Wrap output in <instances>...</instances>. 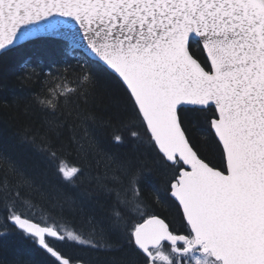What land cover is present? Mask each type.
Listing matches in <instances>:
<instances>
[{"label": "snow or ice", "instance_id": "6c2138e0", "mask_svg": "<svg viewBox=\"0 0 264 264\" xmlns=\"http://www.w3.org/2000/svg\"><path fill=\"white\" fill-rule=\"evenodd\" d=\"M41 31L91 53L121 95L100 116L87 63L47 74L34 103L51 119L24 136L44 170L0 153V240L19 234L45 264H91L69 249H109L110 233L112 264H264V0H0V53ZM93 191L111 201L106 222L84 211ZM164 200L171 220L154 212Z\"/></svg>", "mask_w": 264, "mask_h": 264}, {"label": "trees", "instance_id": "16d2710c", "mask_svg": "<svg viewBox=\"0 0 264 264\" xmlns=\"http://www.w3.org/2000/svg\"><path fill=\"white\" fill-rule=\"evenodd\" d=\"M193 51L196 46L193 45ZM87 63V66L96 73L98 83L96 87V104L93 106L98 115L104 116L113 108V102L121 95L112 77L100 70L102 66L98 62L89 59L79 49L72 47L64 41L53 38H41L31 41L0 57V153H5L15 159L18 164L29 172L39 174L45 168V162L41 154L27 141L25 134H31L37 130L47 128V121L51 119L34 103L35 98L46 86V78L49 72H63L75 74L78 66ZM26 68L43 69L44 76L28 79ZM75 70V71H74ZM194 141L203 143V136L197 131L192 133ZM104 136L101 131V137ZM31 138V136H29ZM111 151L123 158L130 154L128 147H115ZM69 159H75V153H68ZM144 169L145 195L155 201L156 193L153 188H160L162 192V176L155 166L150 155L141 157ZM104 172L103 163L100 168ZM111 201L107 195L93 191L91 199L85 201L84 211L94 213L100 220L105 221ZM155 214L171 220L174 210L167 200L156 204ZM109 249H101L99 252H90L83 248L69 249L75 255L83 256L91 261V264H112L119 259V251L122 243L119 235L109 234ZM0 253L19 259L24 264H45L46 256L31 241L19 234L13 233L6 240H0Z\"/></svg>", "mask_w": 264, "mask_h": 264}, {"label": "water", "instance_id": "95a60500", "mask_svg": "<svg viewBox=\"0 0 264 264\" xmlns=\"http://www.w3.org/2000/svg\"><path fill=\"white\" fill-rule=\"evenodd\" d=\"M41 38H53V39H58V40H61V41H64L66 42L67 44L71 45V43L63 36H58V35H55V34H52V33H49V32H44V31H41V32H38L36 33L35 35H33L32 37L26 39V40H22L20 41L15 48L19 47V46H22L26 43H29L31 41H35V40H38V39H41ZM13 48V49H15ZM11 49V50H13ZM79 49L83 54H85L89 59L93 60V61H96L95 57L87 52L86 50L82 49V48H77ZM7 53V52H6ZM5 54V53H0V57ZM97 62V61H96Z\"/></svg>", "mask_w": 264, "mask_h": 264}]
</instances>
